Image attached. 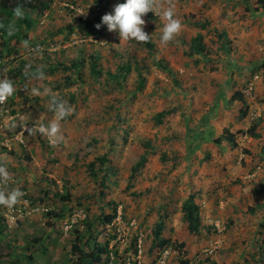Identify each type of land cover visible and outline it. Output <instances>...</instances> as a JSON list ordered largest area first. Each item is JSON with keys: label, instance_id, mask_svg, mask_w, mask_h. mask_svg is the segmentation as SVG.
<instances>
[{"label": "rangeland", "instance_id": "rangeland-1", "mask_svg": "<svg viewBox=\"0 0 264 264\" xmlns=\"http://www.w3.org/2000/svg\"><path fill=\"white\" fill-rule=\"evenodd\" d=\"M1 1L7 34L0 38V58L16 88L28 85L11 97L16 127L7 128L9 136L24 124L55 118L44 87L75 111L60 122L63 143L52 145L47 136L25 131L24 142L14 139L10 149L0 136V161L12 177L1 189L20 187L21 199L54 212H28L10 226L0 209V264H76L74 244L90 251L110 240L103 218L119 204L137 226L129 245L116 247L113 264L135 255L138 234L144 236L143 264H157L154 228L161 219L162 237L171 239L175 250L168 264H259L264 257V6L256 9L259 0H171L182 28L167 44L160 40L166 21L153 12L143 17L149 43L121 39L106 24L97 29L121 0H37L36 7L20 8L22 17L10 15ZM158 2L169 6V0ZM25 17L31 25L21 21ZM220 33L230 39L225 48ZM198 34L208 53L190 55ZM94 56L100 73L93 70ZM76 60L82 65L74 66ZM38 66L44 79L32 75ZM162 110L168 114L159 122ZM99 155L107 159L93 173L90 162ZM142 157L145 163L132 176ZM67 192L69 199L63 197ZM190 193L201 205L199 233L191 232L184 218L182 205ZM76 208L87 211L91 227L85 220L66 233L64 221ZM180 243L184 246H175ZM99 264L112 262L105 254Z\"/></svg>", "mask_w": 264, "mask_h": 264}, {"label": "clouds", "instance_id": "clouds-1", "mask_svg": "<svg viewBox=\"0 0 264 264\" xmlns=\"http://www.w3.org/2000/svg\"><path fill=\"white\" fill-rule=\"evenodd\" d=\"M149 11H152L156 16L166 21L160 34V40L162 43L167 44L182 28L181 21L175 18L171 0H169L167 8L163 7L158 0H124V2L114 6L113 12L104 14L101 22L97 23L95 27L99 29L102 24H106L109 31H118L121 39H135L138 42H146L150 40V34L143 28L145 24L143 17ZM14 12L17 17L23 16V12L19 7L14 9ZM14 32L15 27L9 25L8 35H13ZM24 43L26 46L28 45L27 40ZM32 75L37 79H44L45 72L43 71V66H38ZM16 91L17 88L13 79L9 78L7 74L0 78V102L6 101ZM32 92L37 95L40 94V90L36 88H33ZM43 94L49 98V111L54 113L55 118L47 124L40 123L37 125L35 122L34 126L31 127L24 124V128L30 136L35 135L37 132L47 136L52 145L63 143L65 136L61 130L60 122L65 117L71 115L75 109L50 87H44ZM15 127L16 122H11L8 125L9 129ZM11 180L12 177L8 171V165L4 161H0V185L6 186ZM24 195L25 193L20 187H13L8 190L0 189V205L12 208Z\"/></svg>", "mask_w": 264, "mask_h": 264}, {"label": "trees", "instance_id": "trees-1", "mask_svg": "<svg viewBox=\"0 0 264 264\" xmlns=\"http://www.w3.org/2000/svg\"><path fill=\"white\" fill-rule=\"evenodd\" d=\"M36 3L37 0H15L13 3H11L10 5L6 2V0H2L1 4L4 6V8L9 12L10 15H13L14 9H16L17 7L19 8H23V7H36ZM264 6V0H259V4H257L256 9L260 10L261 6ZM42 6H48L46 3H43ZM148 13H152V11H149ZM23 20L25 22L28 23V25H31V22L28 18H21V21L23 22ZM204 24V23H203ZM205 25V24H204ZM5 34H7V22H0V38H2ZM219 37L221 39V43L222 46L225 48L227 47V45L229 44L230 39L226 36V34L220 33ZM148 43L150 42L147 41ZM195 53L197 54H202L205 55L206 53H208V49H207V45L204 41L203 35L198 34L196 37H194L191 42H190V51L189 54L190 55H194ZM1 56V53H0ZM74 66H80L82 65V61H74L73 62ZM65 68H69V66H65ZM162 68L167 69L169 71H172V68L170 66H168L167 64H163ZM93 70L97 73L101 72V69L99 68V64L97 59L94 56V61H93ZM128 71H130V67L127 68V70H125V73L127 74ZM22 74V73H21ZM140 85L143 86V84L145 83V78L140 74ZM24 79H27L28 74L23 73L22 76ZM240 97H242V93L240 92ZM12 100V99H11ZM14 112V109H13ZM168 114L167 110H162L161 112H159L158 114V121L161 122L163 120V117ZM255 126H251L250 132L251 133H255V131L253 130ZM248 130H244L241 129L239 130V132H249ZM217 141H220V137L216 138ZM107 159L106 155H99L95 158V160L90 162V167L92 168V172L94 173L96 170V167L99 163H104L105 160ZM146 158L142 157L140 158V160L133 166L132 168V176H134L137 171L140 169V167L145 163ZM256 193L261 192L262 190H254ZM65 199H69L70 198V193L67 192L66 195L63 196ZM182 209L184 212V218L188 224V228L191 232L193 233H199L202 227V219H201V205L196 201L195 199V194L194 193H190L188 198L184 201L183 205H182ZM48 213H54L53 211H49ZM117 214V208H115L114 212L109 213V214H105L104 215V221L106 222L105 227L107 225L108 222H110L115 215ZM85 223L91 227V223L90 221L87 219L85 221ZM165 227V220L161 219L155 226L154 228V234H155V243L157 245H159V247L165 248L167 246L172 245L171 244V239L169 238H163L162 237V232L163 229ZM77 239L79 241H81L82 237L79 235L77 237ZM136 242H137V236L134 239V244L136 246ZM109 243L110 240L107 241L106 244H97L96 248L90 251L85 250L84 248H82L80 245L78 244H74V248L73 250L75 252L78 253L77 256V260H76V264H99L101 262H103L104 260V255L107 254V258L109 259V261L111 260V256H110V249H109ZM173 246V245H172ZM176 247H181L184 246L183 243H180L179 245L176 244ZM116 249H114V253L117 254ZM135 252L137 253V249L135 247ZM259 259V264H264V257L262 258H258ZM132 264H138L136 260L132 261ZM183 264H188V262L184 261Z\"/></svg>", "mask_w": 264, "mask_h": 264}, {"label": "built area", "instance_id": "built-area-1", "mask_svg": "<svg viewBox=\"0 0 264 264\" xmlns=\"http://www.w3.org/2000/svg\"><path fill=\"white\" fill-rule=\"evenodd\" d=\"M124 0H121V3ZM5 63L2 58H0V78H2L5 74L8 75L9 78H13L12 74L8 69H5ZM28 89V85L24 84L17 88L15 95L17 96L20 92H24ZM12 97V96H11ZM11 97L7 98L6 101L0 102V136L4 138L3 144L10 148L12 147V140L16 139L18 141L24 142L22 138L25 133L24 125L22 128L14 135L9 136V131L7 130L9 123L14 118L13 109L14 106L12 104ZM31 127L32 125H27ZM5 187V185H0V189ZM0 209L3 210V214L5 215L8 223L10 226L14 224H18V220L23 218L28 212H39V211H49V208L45 207L44 204L41 202L33 203L32 200L27 198H23L19 200V202L13 206L12 208H7L5 206L0 205ZM30 210V211H29ZM87 218V211L84 208H76L74 209L69 217L64 221V231L68 233L71 229L77 226L80 223H83ZM218 228L221 229V224L216 223ZM137 220L135 218H127L124 214L123 205L119 204L117 208V214L115 217L107 223L106 225V232L105 234L108 235L110 239L109 249L111 260L109 262L114 261L115 253L114 249L118 246H127L129 245L130 236L132 229L136 228ZM137 242H136V249L137 253L133 257L129 256L126 258L124 264H132V261L136 260L138 264H143L142 256L145 251L144 245V236L143 234H138ZM215 249V245L212 243L210 245V252H213ZM175 252L173 246H167L165 248L160 247L158 252V262L157 264H168V260L171 255ZM134 258V260H132Z\"/></svg>", "mask_w": 264, "mask_h": 264}]
</instances>
